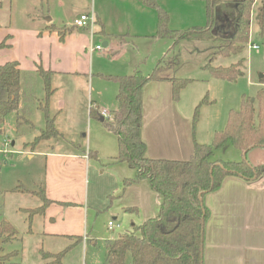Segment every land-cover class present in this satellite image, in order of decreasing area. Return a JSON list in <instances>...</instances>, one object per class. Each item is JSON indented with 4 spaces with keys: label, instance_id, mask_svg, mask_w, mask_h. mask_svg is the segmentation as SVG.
Returning a JSON list of instances; mask_svg holds the SVG:
<instances>
[{
    "label": "rangeland",
    "instance_id": "rangeland-1",
    "mask_svg": "<svg viewBox=\"0 0 264 264\" xmlns=\"http://www.w3.org/2000/svg\"><path fill=\"white\" fill-rule=\"evenodd\" d=\"M0 2L3 4L0 24L10 22L13 25H23L32 21L39 24L50 19V24H54V31L72 29L76 35L68 41L69 36L66 35L64 44L61 43L67 45L63 52L53 45L49 57H40L43 64H48L49 60L53 64V60L58 59V69H55L58 71L48 74L49 89L53 93L48 98L46 110L34 108L30 113L33 128L22 136H15L16 113H9L4 120L6 138L14 145L4 147L7 148V152L0 150V159L5 162L0 171V192H3L0 194V224L9 223L14 234L0 239V255L3 256L1 263L42 264L41 250L51 253L65 250L61 264H105V241L84 247L80 242L73 243L74 239L49 240L42 237L41 216L35 213L46 204L39 199L43 189L44 155L51 148L55 152L79 155L98 151L105 154L109 150V140L112 141L114 152L116 150L114 135L102 126L96 114L89 115L91 104L93 112L100 113L104 108L107 110L114 108L115 104L114 95L111 93L109 95V92L105 91L115 89L116 84L100 78L97 74L129 76L135 71H140L143 76L149 77L157 67L162 68L158 77L190 80L179 92L174 105L184 116H190L192 121L194 119L193 128L196 136L208 138L209 143L203 144L210 145L213 133L225 127L228 113L239 109L242 98H254L261 88L260 79L264 77V28L263 31L260 30L254 14L264 0H255L249 39L242 52L236 56L214 58L212 53L218 42L210 40L175 42L169 38H156L154 37L156 20L153 16H148L147 23H140L138 19L127 14L118 17L117 14L110 13L114 11V5L110 3L96 4L100 11H105L101 16L103 29L97 24L91 30L73 28V22L77 15L84 14L92 8V0H0ZM204 7V4L185 2L176 5L169 28L185 31L192 26H206ZM100 30L104 33H99ZM105 41L108 43L107 47L103 46ZM78 44L86 45L87 58L81 54L76 55V59L77 56L81 59L77 62L73 60V55L74 47ZM97 46L104 52L89 54L90 47ZM253 46L258 47V50H254ZM241 59L243 75L235 81L216 79L206 67L210 64L213 67L226 68ZM89 62L90 73L93 75L87 76L80 71L69 72L76 67L86 70ZM43 72L48 73L44 70ZM46 92L44 79L36 75L33 81L35 105L41 103L44 106ZM100 99L105 102L104 108L99 102ZM146 109L147 104L144 111ZM148 109L145 111L146 115ZM107 114L102 116L103 119L112 122L114 115ZM47 119L53 121V128L57 134L48 135V138L39 142L33 151H29V147L24 148V143L31 144L47 130ZM212 128L218 129L210 136ZM98 157L91 156V159L99 160ZM214 157L227 162L240 160L242 156L239 151L227 144L224 149L216 151ZM103 170L100 164L92 165L88 170L87 204L91 205L94 197L98 196L102 199L99 202L100 208L109 204L105 192L113 185L107 174L101 175ZM114 231L108 232L111 237ZM124 264H130L129 256L126 257Z\"/></svg>",
    "mask_w": 264,
    "mask_h": 264
},
{
    "label": "trees",
    "instance_id": "trees-1",
    "mask_svg": "<svg viewBox=\"0 0 264 264\" xmlns=\"http://www.w3.org/2000/svg\"><path fill=\"white\" fill-rule=\"evenodd\" d=\"M137 1L155 12L154 37L169 38L175 42H218L212 58L240 54L249 39L255 0H205L206 26L192 27L185 31L169 28V15L157 6L155 0ZM224 16L231 21V29L226 35H215L214 26ZM254 16L263 31L264 2L257 8ZM46 30L56 32L60 42H64L70 32L69 29L54 31L53 25L46 27ZM17 66L16 62L0 65V141L5 132L4 120L9 113H16L15 136H22L33 128L29 118L32 109L46 110L48 98L53 93L49 89L48 73L45 74L38 67L36 75L44 79L47 92L44 106L41 103L35 105L34 77L24 80ZM206 67L214 78L224 81H235L243 75L242 59L226 68L213 67L210 64ZM161 69L157 67L149 77L143 76L140 71H135L129 76L100 75L117 86V106L111 111L114 115L112 122L103 119L101 124L116 138L117 154L113 159L135 170V177L125 180L124 187L147 181L151 190L161 199L159 213L155 218L139 226L132 225L129 232L105 241V264H124L127 256L130 258V264H203L204 226L208 217V210L203 204L204 196L219 189L228 178L250 182L264 175V165L253 167L245 158L250 150L264 149V77L260 79L261 88L256 96L242 98L239 109L228 113L225 127L213 133L211 144L195 143L188 160H151L145 157V145L140 137L142 91L149 81L161 79L158 77ZM170 82L174 101L190 80L172 79ZM204 102L205 100L202 101ZM93 114L99 119L102 116L97 111L93 112L91 105L89 115ZM46 122L47 130L31 144H24V148L33 150L39 142L48 138V135L57 134L53 121L47 119ZM192 124L194 126V119ZM227 144L241 153L240 160L225 162L214 157L215 152L224 149ZM4 165L5 162L0 159V171ZM39 199L46 204L35 214L43 216L49 203L44 197L43 189ZM125 212L134 210L125 209ZM13 234L9 223L0 224V239ZM65 253V250L58 253L41 250L40 261L42 264H61ZM2 259L3 256L0 255V264Z\"/></svg>",
    "mask_w": 264,
    "mask_h": 264
},
{
    "label": "crops",
    "instance_id": "crops-1",
    "mask_svg": "<svg viewBox=\"0 0 264 264\" xmlns=\"http://www.w3.org/2000/svg\"><path fill=\"white\" fill-rule=\"evenodd\" d=\"M100 2L114 5V11L110 13L117 14L118 17L127 14L138 19L140 23H147L148 16H153L156 20L155 12L142 6L137 0H92V8L85 13L93 12L96 19L94 27L100 24L103 29L101 16L105 11H100L96 7ZM183 2L204 4L206 16L205 0H155L157 6L170 15L169 24L175 15L174 7ZM2 5L0 2V12ZM224 18L225 16L214 27L225 25ZM230 22L229 20L231 26ZM51 25L54 24H50V19L39 24L34 21L23 25H13L10 22L0 24V65L16 62L24 80L27 77L35 79L38 67L48 74L58 71L55 70L58 69V59L55 58L53 64L50 60L48 64H43L40 58L49 57L53 45L62 52L67 49V45H62L63 42L59 41L56 32L46 30V27ZM69 30L67 41L76 36L74 30ZM228 30L226 28L224 35L228 34ZM98 32L104 33L103 30ZM83 44L74 47V61H81L78 56L76 59V55L86 57V45ZM103 46H108L107 41ZM103 52L102 50L98 53ZM88 64L86 70L76 67L77 69H71L69 72L80 71L87 76L93 75L90 73L91 62ZM97 75L103 78L101 74ZM160 78L149 81L142 91L143 114L140 137L145 145V157L151 160H188L194 144H207L208 138L196 136L192 118L184 116L174 105L170 78ZM105 92H109V95L111 93L115 98L117 86ZM99 102L104 108V100L100 99ZM114 103V108L109 110L104 108L103 111L110 114L116 109L115 100ZM145 104L147 109L149 108L147 115L145 113L147 109L144 111ZM216 129L212 128L210 136ZM4 135L0 141L2 147L0 150L7 152V148L4 147L9 144L12 146L14 143L6 138V132ZM108 142L109 150L105 154L98 151L79 155L55 152L51 148L44 155L43 192L49 202L44 215L41 216V233L44 239L63 238L70 241L73 239L70 237H78L79 239H75L73 243L80 242L84 247L88 244L94 246L98 241L114 239L129 232L132 225L139 226L158 215L161 199L151 190L147 181L124 187L125 180L135 177V170L113 159L117 154V142L114 152L112 141ZM91 156L92 158L99 156V160H92ZM245 158L253 167L264 165V149H253ZM98 164L104 168L101 175L107 174L113 184L105 192L109 204L102 208L99 207L102 199L98 196L94 197L91 205L87 204L88 170L92 165ZM203 204L208 210L204 226L203 264H264V175L250 182L228 178L219 189L204 196ZM125 209H132L134 212H125ZM109 221L117 227L112 237L108 233L110 230H106V223Z\"/></svg>",
    "mask_w": 264,
    "mask_h": 264
},
{
    "label": "built area",
    "instance_id": "built-area-1",
    "mask_svg": "<svg viewBox=\"0 0 264 264\" xmlns=\"http://www.w3.org/2000/svg\"><path fill=\"white\" fill-rule=\"evenodd\" d=\"M96 23V19H95V16L93 14L92 11L88 12V13H84V14H80L73 22V26L75 28H78V29H91L94 27ZM253 49L254 50H258V47H254L253 46ZM103 49L99 46L93 48V47H90V49L88 50L89 54H92L94 52H100L102 51ZM102 116H105V115H108L105 111H103L101 113ZM107 228L108 230L112 231L114 229H116V225L112 222V221H109L107 223Z\"/></svg>",
    "mask_w": 264,
    "mask_h": 264
},
{
    "label": "water",
    "instance_id": "water-1",
    "mask_svg": "<svg viewBox=\"0 0 264 264\" xmlns=\"http://www.w3.org/2000/svg\"><path fill=\"white\" fill-rule=\"evenodd\" d=\"M224 19H225V25L214 27V30H215L214 34L215 35H218V34L224 35L226 33V28L229 30L231 29V26L229 25V19L227 17H225ZM229 30H228V32H229ZM104 46H105V44H104ZM102 120L103 119H100V121H102ZM0 244H1V241H0Z\"/></svg>",
    "mask_w": 264,
    "mask_h": 264
}]
</instances>
